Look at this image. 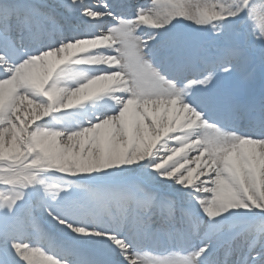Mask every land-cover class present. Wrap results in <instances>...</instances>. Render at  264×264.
Listing matches in <instances>:
<instances>
[{
  "label": "snow or ice",
  "instance_id": "obj_1",
  "mask_svg": "<svg viewBox=\"0 0 264 264\" xmlns=\"http://www.w3.org/2000/svg\"><path fill=\"white\" fill-rule=\"evenodd\" d=\"M0 264H264V0H0Z\"/></svg>",
  "mask_w": 264,
  "mask_h": 264
}]
</instances>
